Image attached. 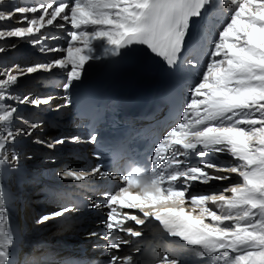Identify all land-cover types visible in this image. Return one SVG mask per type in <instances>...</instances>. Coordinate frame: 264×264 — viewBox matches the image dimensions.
<instances>
[{"label":"snow or ice","instance_id":"snow-or-ice-1","mask_svg":"<svg viewBox=\"0 0 264 264\" xmlns=\"http://www.w3.org/2000/svg\"><path fill=\"white\" fill-rule=\"evenodd\" d=\"M226 5L234 7L203 53L207 63L191 88L182 118L157 140L148 159L134 158V166L126 171L102 170L98 164L59 173L75 181L101 175L119 182L116 190L87 205L108 210L101 221L108 237L105 246L113 253L108 264H136L132 255L121 258L116 253L127 245L140 253L143 226L152 221L195 250L201 258L197 264H264V0H223L222 5L218 0H34L27 5L0 0V40H27L41 54L64 53L44 62L0 68V172L5 176L22 170V159L32 158L18 145L43 127V121L21 115L22 105L57 112L70 107L71 91L95 62L127 57L137 45L161 57L170 69L186 64L195 70L200 64L196 56L181 58L190 24ZM66 26L72 29L67 45L49 46L46 41L57 37L42 30ZM8 47L16 45H0V54ZM53 70L66 71L64 103L56 104L53 95L19 91L25 77ZM97 142L96 132L33 140L52 150ZM209 153H227L232 162L206 159ZM94 155L100 159L103 153ZM230 174L238 175L240 182L219 193L189 194L193 182L229 180ZM10 199L0 182V264H31L18 258L23 240L10 228ZM78 210V205L64 204L35 223ZM153 264L185 261L178 253H164Z\"/></svg>","mask_w":264,"mask_h":264},{"label":"bare ground","instance_id":"bare-ground-1","mask_svg":"<svg viewBox=\"0 0 264 264\" xmlns=\"http://www.w3.org/2000/svg\"><path fill=\"white\" fill-rule=\"evenodd\" d=\"M10 2L12 4H19V0H10ZM31 2H32V0H26L24 4H20V5H26L27 3H31ZM218 3L222 5L223 0H218ZM232 7H234V6L226 5V6H223L222 9L224 11L225 10L228 11ZM217 10H219V9L213 10L209 14L211 15V13H213V12L217 13ZM200 20H203V18ZM213 20H215L216 23H219L220 28L226 22V21L223 22L222 17H217V19H213ZM70 28H71V26H66L63 29H60V28L52 29V28H50L47 30H42V31H45L46 34L49 36L54 35L57 37V39H55V40H52V39L47 40L46 43L49 46L55 45V46L62 47V45L64 43L63 39L65 37H67V33L70 31ZM57 31H59V32H57ZM12 44H15L16 47L15 48L8 47L4 53L0 54V68H3L5 66H7L8 64L11 65L13 63L30 64L33 62H44L47 60H51L53 57H58V56L64 55V53H62V52L41 54L38 51V46L33 47L27 40H20L17 38H9L6 40H0V45L9 46ZM139 46L141 47V45H137L134 47L136 49V48H139ZM24 47H28L33 51L31 53H28V54L24 53L23 52ZM102 61L95 62L93 64V66L86 72V74L96 70L98 65ZM130 61L133 62V57L130 58ZM86 68H88L87 65H86ZM138 68H139V66H138ZM203 70H204V68H203ZM38 73H43L46 76H44L40 81H38L39 80L37 77ZM31 76H34L36 81H34V83H32L34 86L31 85L27 88L28 92H31L35 95H40V96H41V94H44L46 96L53 95L56 97L55 101H60V98L63 100V102H55L56 104H62L65 102L64 101L65 93L63 92L61 85L65 79L66 71H64V70H53V72H51V73L41 71V72H37L35 74H32L29 77H31ZM155 81H157V80H155ZM24 85L25 84L23 82V84L20 87H22ZM20 87H19V91L22 93V90L20 89ZM38 87H40V89L37 92ZM79 87H80V84L75 89H78ZM23 92L25 93L27 91H23ZM47 92H51V93H47ZM44 95H42V96H44ZM33 109H37V108H33ZM63 110H64V112L67 110L70 111L67 108H65ZM64 115H65V117H68V114L65 113ZM52 116H55L57 119H59V116H56V114H52ZM35 117L38 118L35 115H33V116L28 115V118H30V119L33 118L32 120H35L36 119ZM107 120H110L109 116H107ZM68 121H71L70 120V114H69V120ZM48 128H50V127H48ZM165 128H167V130H169L168 129L169 127L165 126ZM51 130L53 131V133H52V131H50L47 128L46 129H43V128L37 129L33 133V137H34V139L39 138V139H43V140H53L54 134L56 133V131L54 129H51ZM167 130H165V131H167ZM85 144L86 143L81 145L82 149H84ZM71 146H74V145L71 144ZM62 149L63 148L61 146H57V148L52 150V149H48L47 147H45L41 144L35 143L34 150L31 151V153H32L31 157L32 158L31 159H22V161H21V164L23 166L22 170H18L17 172L8 174L7 176H5L2 172H0V182L4 183L6 194L9 195L11 198L10 199V206H11V208L14 207L13 209L15 210V214H14V211H13V214H10V219L12 218L13 221H16V220L19 221L21 226L26 225L27 224L26 221H27L31 227H34L38 231H43L45 234H44V236H42V238L45 237L46 240H48L47 236H49V237L52 236L50 234V231L56 230L55 226L52 225V224H54L55 219L50 220L47 223H45L48 225H43V224H41L43 226L37 225L35 223V221L37 219V214H36L35 210H36L37 206L38 207L46 206L44 212L43 213L41 212V215L45 214V213L53 212V211H56L58 209L57 203H54L51 200L39 203L41 195L38 194V195L31 197L30 202H28V204H27V202L25 201L26 200V196H25L26 193H25V188H24V184H23L24 180H22L21 178H23L22 176L26 170L36 172V170H37L36 167H44L46 164H49L50 167L57 168L60 171L62 169V166H60V165L54 166L52 164V162L46 163L44 161H40L35 156V154H38V153L44 154L45 153V154H48L49 156L50 155H57L60 153V151ZM215 161H218L219 163L224 164V163L232 162V158L229 154L225 153L224 156L217 157ZM66 167H67L66 169H71V165H69V164ZM209 171H212V170H209ZM223 174H226V173H223ZM230 175H231V179H229V180H223V181L211 180L207 183H195V182H193L191 184L192 186L190 188H192V189H190L189 194L219 193L222 189L228 187L229 185L240 182V178L238 175H236V174H230ZM60 180L68 182V181H70V178H68V180H66V179L61 178V176H60ZM113 182L116 185L119 184V182L116 180H113ZM35 189H37L36 186H35ZM110 192H112V190ZM102 194L103 193L101 192V193H97L96 195H90L89 196L90 200L92 201L94 199H99L102 196ZM29 204H33L34 206L32 207ZM186 207H189V206L186 205ZM209 207H212L211 204H209ZM22 208L25 209V212H26L25 217H24L23 211H21ZM206 222H208V221H206ZM11 227L12 226L10 225V228ZM78 227L82 230V233L84 234V236L81 238V240L83 242V246L90 248V249H93V246L95 245L94 244V235H90V234L95 232V228L93 226H87V225H83V224H78ZM64 229H65V227L57 230L56 233L60 234V233H62V231ZM25 235H28V236L33 235V231L31 230L28 234H25ZM58 238L63 239V240L67 239L66 236H60ZM95 238L97 240V246L103 248L102 258L106 259L108 261L109 257L113 253H112V251L107 249L105 246L107 243V240L104 236V230L101 229L99 231L98 237H95ZM177 253L182 256L183 260L185 261V264H197V262L194 261L193 256L183 255L181 252H179L177 250H170V254H177ZM28 255L30 257L31 264H37V262L40 261L41 256L43 255V251L39 252L37 249H35V255L34 256H31V254H29V253H28ZM204 260L207 261L208 258L204 259ZM40 264H42V263H40ZM56 264H59V262H56ZM211 264H215L214 260L211 261Z\"/></svg>","mask_w":264,"mask_h":264},{"label":"rangeland","instance_id":"rangeland-1","mask_svg":"<svg viewBox=\"0 0 264 264\" xmlns=\"http://www.w3.org/2000/svg\"><path fill=\"white\" fill-rule=\"evenodd\" d=\"M8 65H10V64H8ZM31 78H32V76H31V77H29V76L25 77V78H24V81H23L24 84L28 83V82L31 80ZM24 86H25V85H24ZM24 86L20 87V89L23 90V89H24ZM39 89H40V87H38L37 92L39 91ZM22 93H24V92L22 91ZM47 93H51V92H47ZM42 95H44V94H41V96H42ZM30 108H33V107H31V106H27V105H24V106L22 105V106H21V110H22V111H21V115H24V114L27 112V110L30 109ZM47 129H49L50 131H52V130H51L50 128H48V127H47ZM52 133H53V131H52ZM53 139H54V138H53ZM43 212H44V210L42 211V213H43ZM40 261H41V260H40ZM40 261H38L37 264H40V263H41ZM42 264H43V263H42ZM44 264H46V263H44Z\"/></svg>","mask_w":264,"mask_h":264}]
</instances>
